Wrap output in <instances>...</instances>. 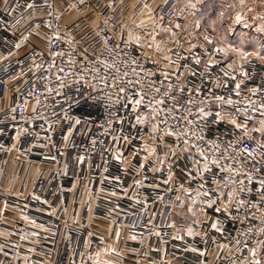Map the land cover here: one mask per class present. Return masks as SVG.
<instances>
[{
	"label": "built area",
	"instance_id": "obj_1",
	"mask_svg": "<svg viewBox=\"0 0 264 264\" xmlns=\"http://www.w3.org/2000/svg\"><path fill=\"white\" fill-rule=\"evenodd\" d=\"M129 1L123 0L121 3V0H86L84 5H79L78 17L68 23L66 29L77 40H80L82 34H86L87 37V42L78 45L77 51L73 53L77 60L74 69L77 77L85 75V78L90 80L95 73L91 71L84 73L83 68H99L100 76L107 75L111 84V79L116 76V73L95 62L96 59L107 58L109 62L116 59L115 51L109 53L102 47L101 41L107 36L110 38V47L119 45V49H124L119 52L123 62L117 61V66L121 72L129 71L132 78L131 69H125L124 62L133 57L139 58L141 51L134 45L125 47L124 43L118 39V34L124 32L123 22L129 8ZM31 2L33 0H7L5 4V0H0V146H2L0 154L17 150L28 163L40 162L49 166L40 172L35 186L27 195L21 197L0 194V227L4 226L2 223L4 204L15 206L22 217L7 226L10 232L9 237L0 236V264H19L20 258L29 255L30 252H32L30 255L33 264H90L85 259L84 252L78 247L70 259L63 258L56 263H51L49 258L54 253V243L57 240L54 234L37 231L40 238L38 243L29 244L26 241L27 235L32 231L31 221L56 231L65 220V209L72 196L77 177L86 178L91 183L94 195L93 215L113 219L117 225L124 226L138 238L137 241L129 244L134 249L133 254L115 255L121 264H143V262L160 260L166 256L183 259L187 264H245V261L250 258L248 248L264 241V236L258 232V229L264 226L261 224V217H264V204L261 202V190L258 183L259 180L264 179V163L255 165L261 170L252 173L253 183L248 184L243 176L237 177V179H244L247 185V190L241 196L247 201L244 206L233 205L228 212L223 210L216 212L215 206L208 208L207 217L201 220V223L191 224L200 234L189 236L186 233V227L175 223L174 215L184 201L185 193L178 191L180 184L183 183L185 188L196 193L200 183L199 180L189 182L184 178L183 170L190 165L191 158L185 155L174 162L175 178L171 184H166L164 181L168 175L167 165L162 172H154L155 165L152 158H149L147 162L143 159L146 153L143 152L139 136L142 132L146 133L147 129H141L136 125V113L132 111V104L123 95L118 103L113 104L116 93L111 87L105 89L101 85V90H96L87 87L83 80L79 84H73L71 76L67 79L70 87L62 89V95H57L59 82L56 75L59 67L62 66L67 72V56L63 59L56 57V67L48 71L54 59L52 55H49L48 49L51 48L53 52L60 50L67 52L69 45L62 41H54L52 45H48L42 39L41 43L33 41V36L39 38L34 31L37 24L40 25L43 34L47 32L50 35V30L45 27V21L52 17L47 15L49 10L46 8L28 9L27 4ZM35 3L42 4V0H35ZM63 3L68 8L69 3L79 4V0H63ZM108 3L113 4L116 9L114 12L107 7ZM17 4L20 6L17 7ZM175 4L176 0H167V3L158 8V12L165 18H172L175 14ZM86 12L87 15H85ZM113 17L114 19H111ZM105 19H109L107 25L104 23ZM93 21H98L99 26L97 27ZM60 23H65L63 16ZM97 31L101 35L93 40L92 37ZM23 36H28L29 40L17 49L15 45L21 43ZM83 48L88 49L87 61L83 58ZM186 50L183 45H178L173 49V59L177 58V52L188 56L187 61L180 63L181 72L184 71L183 66L187 63L192 70L200 73L201 66L194 64L193 57L202 55V49L196 48L192 53ZM140 63L145 72L156 73L153 80L159 85L162 79L160 67L163 63L157 66L150 59H141ZM36 64L41 67L37 69ZM222 66L224 65L221 64L218 67ZM140 70L137 69V71ZM212 71L214 76L222 75L215 68ZM245 71L249 76L242 83L241 92L242 97L248 98L251 96L249 89L253 87L264 89V63L252 60L250 64L245 65ZM59 74L64 75V73ZM49 76L51 80L48 79ZM100 76L96 77L98 84ZM171 79L175 80V73ZM185 79L191 81L188 89L185 90V98L187 91L193 86L202 89L204 94L212 88V77L204 76L201 79L198 75L186 76ZM240 79L242 78L238 76L237 80ZM234 84L235 81H230L228 89L216 90V94L229 95ZM46 85L53 89L50 95L46 91ZM145 88H148L147 82H145ZM107 92H112L111 101L106 96ZM232 95L234 99H241ZM128 96L135 99L131 89ZM256 99H264V93ZM225 107L229 108L227 105ZM240 107H243V104ZM211 110L214 113L218 108L214 105ZM65 111L69 116L67 120L63 118ZM146 111L141 107V113ZM75 119H80L82 123L76 125ZM261 119H264V116L259 110L250 109L245 122L253 127ZM109 120L112 121L111 124L108 123ZM242 121H244L243 118ZM70 127L73 129V134L66 142L63 138L68 134ZM105 129L108 131L106 132ZM18 132L19 140L16 138ZM240 135L241 133L231 125L213 123V117L207 120L205 138L207 141H216L221 145V155L228 148V142L235 141ZM114 136L118 139L114 140ZM125 136L135 137V139H132L131 143H125L123 139ZM253 136L255 139H260L258 132L253 133ZM92 141H96L95 145ZM245 142L249 147L253 145V141ZM163 143L173 144L174 138L165 137ZM239 147L241 145L238 144L237 148ZM161 151L162 149L158 148V152ZM120 152H123L122 159L127 161L126 165L115 159ZM81 156L84 157L82 163L78 159ZM224 163L232 162L225 160ZM233 166L239 167V165ZM248 167L251 168V162ZM226 179L227 174L213 167L212 172L205 176L206 189L212 190L215 187L213 180L223 183ZM34 196H39L40 199L36 200ZM177 196L181 197L179 201L176 200ZM216 196V192L213 191L212 198L215 199ZM161 197H163L162 200ZM225 200H227L226 196ZM253 204L259 205L260 210L253 208ZM217 220L221 231L211 227V224ZM173 223L176 224L175 228L170 227ZM177 228L183 230L180 239L175 238ZM250 228L253 230L251 233L248 232ZM66 232L77 239L83 250L88 249L89 240L94 243L99 242V237L89 236L90 229L87 226L81 229L67 226ZM22 237L25 238L22 239ZM237 240L240 243H237ZM245 241L247 247H245ZM222 245L226 247H221ZM71 246L74 244L71 243ZM214 250L216 255L211 260V252Z\"/></svg>",
	"mask_w": 264,
	"mask_h": 264
},
{
	"label": "snow or ice",
	"instance_id": "obj_2",
	"mask_svg": "<svg viewBox=\"0 0 264 264\" xmlns=\"http://www.w3.org/2000/svg\"><path fill=\"white\" fill-rule=\"evenodd\" d=\"M62 3L63 0H51V2L50 0H42V4L38 5L33 0V2L27 4L28 9H48L47 15L52 17V19L45 21V27L50 30V35L47 32L41 35L40 25L37 24L34 29L37 36L46 41L48 45H52L54 41H62L69 45V51L67 52L63 50L53 52L51 48L48 49L49 55L54 57L48 71L56 67V57L63 59L67 56V72H65V67L62 66L59 67L56 75V79L59 82L57 95H62L61 90L70 87L67 83L69 76L73 78V84H79L83 80L87 87L96 90H101V85L105 89L111 87L116 93V99L112 101L113 104L118 103L121 95H123L132 104V111L136 113V125L140 126L141 129H147L146 133L142 132L139 136L143 152L146 153L143 159L147 162L149 158H152V162L155 165L153 167L154 172H162L164 166L167 165L168 175L164 181L166 184H171L175 178L173 171L174 162L181 158V156L186 155L190 157V165L183 170L185 171L184 178L189 182L200 181L196 189V197L192 200V203L193 205L197 203L202 205L198 211L193 210V216L197 217L194 223H201L200 218L207 216L206 208H213L215 206L216 212H220L221 210L228 212L229 208L233 205L237 207L244 206L247 203V201L241 198L242 194L247 190L244 179L247 180L248 184L253 183L252 173L261 170L257 169L255 165L264 163V119L258 122V126H253L252 128L248 127V122L241 121L242 118L244 121H247V113L250 109L259 110L261 115L264 116V99H256V97H260L264 93V89L253 87L248 90L251 96L244 98L242 97L241 85L249 76L248 72L245 71V65L250 64L252 60L264 63V14L249 16L248 13H253L255 10L248 4V0H225L224 3L220 4L218 14L211 19L210 23L202 24L199 20L194 21L193 28L197 30L194 39L200 41L202 38V42L193 43L191 40H188L189 47L186 51L192 53L196 48L202 49V55L198 54L193 57L194 64L201 66V71L197 73L191 69L189 64L185 63L183 66L184 71L181 72V61H187L189 57L177 52V58L173 59V50L167 44L170 42L178 43V41H172L167 36L162 40H157V36L163 35L165 29L163 24H160L157 29L154 10L145 3L144 11L141 12V15H145L146 11L148 19H141L135 26L147 29L148 25L151 24L152 28L147 30L144 35L136 34L131 29H128L126 34L124 32L118 34V39L124 43L125 47L134 45L141 51L139 58L133 57L124 62V68L131 69L132 78H130L129 71L125 70L121 72L117 66V61L123 62V57L120 56L119 52L124 51V49H119V45L110 47V38L107 36L101 41L104 50L109 53L114 51L117 53L116 59L112 62H109L107 58L96 59L95 61L96 64L103 66V68L116 73V76L111 79V84H109V77L107 75L100 76L99 68H83L84 73H88L89 71L95 73L90 80L86 79L85 75L77 77V73L74 71L77 60L74 58L73 53L77 51L78 45L82 42H87V37L86 34H82L80 40H77L74 35L66 31L70 21H65L64 24L60 23L64 15L59 10V5ZM85 3L86 0H79V4L69 3L68 7L78 10L79 5H84ZM121 3H123V0H121ZM165 3H167V0H165ZM5 4H7V0H5ZM19 6L17 4V7ZM107 7L112 9L113 12L116 10L112 3H108ZM190 7L195 8L196 5L190 4ZM85 15H87V12ZM111 19H114V17ZM159 19L163 21V15ZM93 23L97 24V27L99 26L98 21H93ZM104 23L107 25L109 19H105ZM236 26H243L244 29H248L249 31L238 32ZM123 27L125 29L128 28L127 24H124ZM175 27L180 28L181 26L175 25ZM253 29L256 35L251 34ZM109 31H112V29H109ZM100 35L101 33L97 31L94 33L92 39L95 40ZM189 35H193V33L190 32ZM28 40V36H23L21 43L16 44L15 47L19 49ZM148 49H154L155 53L161 54V59L156 60L147 51ZM82 53L84 60L87 61L88 49L83 48ZM203 57H206V59H203ZM141 59H150L157 66H160L162 62H166L160 67L162 79L159 85L153 80V77L156 75L155 72H145L143 70L140 63ZM33 64H35V60H33ZM221 64L224 66L218 67ZM35 66L37 69L41 67L38 64ZM214 68L222 73V75L214 76L212 71ZM137 69L141 70L137 71ZM59 73H64V75H60ZM174 73L175 80L173 81L171 77ZM198 75L201 79L204 76L212 77V88L204 94L202 89L193 86L191 90L187 91L185 98V90L188 89L191 83L185 77H196ZM97 76H100L99 84L96 82ZM238 76L242 79L237 80ZM48 79L51 80V77L49 76ZM230 81H235V84L229 95L216 94V90L221 88L228 89ZM145 82L148 85L147 89L145 88ZM45 87L47 93L50 95L53 89L47 85ZM130 89L135 99L128 96ZM232 94L241 99H234ZM106 96L111 101L112 92H107ZM37 104H39V100H37ZM241 104H243V107H240ZM25 105H27V101H25ZM214 105L217 106L218 110L213 113L211 109ZM226 105L229 108H226ZM141 107L147 111L141 113ZM13 112H15V109H13ZM209 117H213V123L231 125L241 133L235 141L228 142V148L223 151L222 155L220 151L221 145L216 141H207L205 138V128L207 127ZM63 118L65 120L69 119L66 111ZM111 122V120L108 121L109 124ZM74 123L80 125L82 121L75 119ZM49 128L51 129V125ZM105 131L107 132L108 129H105ZM257 132L260 134V139H255L253 136V133ZM72 134L73 129L70 127L68 134L63 139L67 142ZM165 137L174 138V143H163ZM16 138L19 140V132ZM113 139L117 140L118 138L114 136ZM123 139L125 143H131V140L135 139V137L125 136ZM245 141H253V145L249 147ZM92 143L95 145L96 141H92ZM238 144L241 147L237 148ZM158 148L162 149V151L158 152ZM122 157L123 152H120L116 155L115 159L126 165L127 161L122 159ZM78 159L82 163L84 157L81 156ZM225 160H231L232 163L225 164ZM249 162H251V168L248 167ZM233 165H239V167H234ZM213 167L221 173L227 174V179L223 183L219 180H213L212 183L215 187L212 190H208L206 189L207 181L205 180V176L212 172ZM241 176L244 179H237V177ZM258 183L261 190V202L264 204V179L259 180ZM178 191L186 193L189 197L192 196V192L188 188H185L183 183L180 184ZM213 191L217 194L215 199L212 198ZM112 195H115V193H112ZM225 196L227 200H225ZM34 199L39 200L40 197L34 196ZM160 199L162 200L163 197ZM180 199V196L176 197L177 201ZM181 206L183 205L181 204ZM4 207L7 208V204ZM252 207L257 208L258 211L260 210L259 205L253 204ZM65 212H67V209H65ZM89 212H91V208H89ZM32 223L36 227H41L40 225H35L34 221ZM261 224L264 225V217H261ZM170 227L175 228L176 224L173 223ZM211 227L216 231H221L218 220L212 223ZM252 231L251 228L248 229L249 233ZM258 232L261 236H264V226H261ZM187 234L189 236L194 235L191 227L187 228ZM116 235L118 239L119 233ZM132 238L135 239V237ZM175 238L180 239L181 237L177 235ZM237 243H240V241L237 240ZM221 247L226 246L222 245ZM245 247H247L246 241ZM262 249H264V241L259 242L257 246L248 248L250 258L245 261V264H264V252H262ZM192 250L196 251L195 249ZM110 253L117 256L120 255L115 247L109 246L98 250L94 256H89V259L93 260L94 264H113L112 260H101L102 256ZM201 255H204V253H201Z\"/></svg>",
	"mask_w": 264,
	"mask_h": 264
},
{
	"label": "crops",
	"instance_id": "obj_3",
	"mask_svg": "<svg viewBox=\"0 0 264 264\" xmlns=\"http://www.w3.org/2000/svg\"><path fill=\"white\" fill-rule=\"evenodd\" d=\"M248 4L255 10L253 15L258 14V12L263 14L261 12L262 8H264V0H248ZM59 10H62L64 13V22H72L79 15L77 10L70 9L69 7L67 8L64 3L59 5ZM40 32L41 35H43L41 30ZM32 39L37 43L42 42L40 37L38 38L33 36ZM254 126H258V124ZM248 127L252 128L250 125H248ZM2 165L3 167L1 168ZM48 166L49 165L40 162H34L31 164L28 163L17 150H12L11 153L7 154H0V194L21 197L27 195L35 186L40 172L43 169L48 168ZM89 194L91 195L89 196ZM195 197L196 193H192L191 197L187 196L185 193L183 206H181V208H179L174 215L175 223L179 226L186 227V233L188 227L193 229L194 235L192 236L200 234L195 226H191V224L194 223V220L197 219V217L193 216V210L198 211L202 207L199 203L193 205L192 200ZM93 198V190L88 179L77 177L73 185L72 196L67 203L65 220L57 227L56 231L50 228L48 229L35 222V225L41 226L36 227L33 225V221H31L30 224L32 231L27 235L26 241L29 244L38 243L40 238L38 237L37 231H41L46 234H54L57 240L54 243V253L51 258H49L51 263H56L63 258L70 259V257L74 255L73 253L76 252V247L84 252V257L90 264H94V262L89 259V256H94L98 250L109 246L115 247L117 252L122 255L133 254L134 249H132L129 244L137 241L138 238L131 234L124 226L117 225L113 219L94 216L92 213ZM4 206L5 204L2 207L4 212L2 216V223L4 226L0 227V236L9 237L10 232L7 226L22 217L15 206L9 204H7V208ZM89 208H91V212H89ZM182 210H184L187 217L185 220L177 222V217H179V213H181ZM207 210L208 208L205 209L206 213ZM206 217H202L200 219L203 220ZM67 226H73L78 229L87 226L90 229L89 236L99 237V242L94 243L92 240H89L88 249L83 250V247H81L82 245L78 243L77 239L72 238V236L66 232ZM182 232L183 230L177 228L175 230V235L182 236ZM33 233H35V235H33ZM117 233H119L118 239L116 235ZM69 237H71V239H69ZM132 237H135V239ZM144 241L145 240H143V242ZM71 243H73L74 246H71ZM30 254H32V252H30ZM30 254L22 256L19 264H33L32 256ZM215 255L216 250L211 252V260L215 258ZM101 260H112L113 264H121L120 260L111 253L106 256H102ZM143 264L187 263H185L183 259L166 256L162 257L160 260L156 259L150 262H143Z\"/></svg>",
	"mask_w": 264,
	"mask_h": 264
},
{
	"label": "rangeland",
	"instance_id": "obj_4",
	"mask_svg": "<svg viewBox=\"0 0 264 264\" xmlns=\"http://www.w3.org/2000/svg\"><path fill=\"white\" fill-rule=\"evenodd\" d=\"M224 2L225 0H176L174 16L172 18H165L163 16V21H160L159 17L161 14L158 12V8L165 3V0H130L129 8L125 13L123 22V25L127 24L128 28H124V33L126 34L127 30L131 29L136 34L144 35L147 30L152 28L151 24L148 25L147 29L137 28L135 26L141 19H148L146 11L145 15H141V12L144 11V4L147 3L154 10L157 29L160 24H163L165 29V33L163 35H158L157 40H162L167 36L172 41H178V43L170 42L167 44L172 50L178 45H183L187 49L189 47L187 43L188 40H191L193 43L202 42V38L200 41L194 39L197 30L193 28V22L199 20L202 24L210 23L211 19L218 14L220 4ZM190 4H195L196 7L192 8ZM254 12L248 13V15L253 16ZM261 13L264 14V8H262ZM258 14L260 13L258 12ZM175 25H180L181 27L177 28ZM236 27L238 32L249 31L248 29H244L243 26ZM190 32L193 33V35H189ZM251 34L256 35L254 29L251 31ZM147 51L157 60L161 59V54L155 53L154 49H148ZM186 217L184 210H182V212L179 213V217H177V222L185 220Z\"/></svg>",
	"mask_w": 264,
	"mask_h": 264
}]
</instances>
